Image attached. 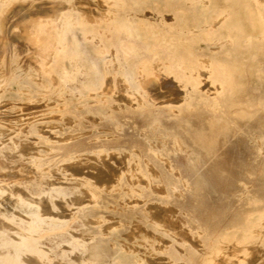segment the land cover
Returning a JSON list of instances; mask_svg holds the SVG:
<instances>
[{"label":"rangeland","instance_id":"obj_1","mask_svg":"<svg viewBox=\"0 0 264 264\" xmlns=\"http://www.w3.org/2000/svg\"><path fill=\"white\" fill-rule=\"evenodd\" d=\"M41 1H42V3H41ZM0 2H1L0 3V29H1L0 30V37L3 36L2 40H3V42L5 41L4 42L5 44H3L2 40H0V45H1V47H0V50H1L0 51V55H1L0 56V63H1L0 66H3L7 72L6 76L4 78L0 77V100L2 98H7V99H11V100L13 98H15L12 101L15 104L12 103L11 105H9V107H7V106H6L7 108L4 107V110L2 112H0V114H1L0 116H2V115L8 116L10 118L9 120H11V121L8 120L9 122H7V123H9V125L2 122L1 126L3 129H5L4 130L5 131V139H10L12 137L18 136L19 139L23 140V141H20L18 143V149H20V150L17 152L18 156H17V160L15 163L17 166L20 165L21 163L23 165L28 164V163L19 161L20 158L30 156V154L33 153V151L37 152L38 149L40 150L41 147H43V145L44 146L52 145V143H46V142H40V143L28 142L27 139H28L29 135H26L25 129L29 130V132L36 133L38 135H40L42 133L41 137L45 136L48 138L50 137V139H55L57 141V143H55V145H53V146H57L58 148H60V146L62 145L59 139H61L63 137L64 138L72 137L71 140L74 139L73 141H75V142L72 141L73 143H71L69 147L63 146V148H61L58 151L59 152L57 154L58 156L57 155L56 156H57V158L60 159L62 157V155L64 156L65 153H67V151L70 148H72V146H73L78 151L83 150L82 152H86V153L88 152L90 154V157H92V158L88 157V159L87 158L84 159L85 161L84 160H77V161H73V162L64 161L65 165L67 167H68V165H70L69 168H73L75 170V171L72 170V172L70 171L69 172L70 175H66V177L70 178L67 181L68 182V186H67L68 192L72 195V197L76 196L75 198H77V199H75V198L74 199L77 200V202H82V201L89 200L88 199L89 193L83 187L79 188V186H77V183H75L76 180H74V179H76V177L79 178L81 176V175L76 174L77 170L78 171L80 170V172H82V173L88 171L87 173H89L91 176H93V180H96V179L98 180V178H101V180L99 179V181L107 182V181L112 180V177H114V176L116 178V175L113 174L116 171L121 170L125 167L129 168V167H131V165H133V161L128 162L127 159H125L122 155H120V157L116 156V158L113 157V155L112 156L110 155V158H112V159H110L109 157L102 156V155H101L102 157H100V158L96 157L95 153H93V152H95V150H93V149H98V148L101 149L102 147H107V146L112 147L114 145L113 147H115V146L120 147L121 146L120 148L122 149V151L123 152L125 151L124 153H126V151H127L126 148L129 149L130 147L131 148L136 147L137 150L139 149V151H141L143 153V161L144 162L147 161L150 163V161H152L153 167L151 165V168L154 170V168L156 167V169L158 168L159 170H162V171L166 168V165H164L163 160H161L159 157H157L155 155V153L161 154V155H163L165 153L163 155V157L168 154L169 156L167 155L168 157L166 156L165 158H170L174 162L176 167H178V168L182 167V168H180L181 171L183 172L184 176L187 179H189L191 182H193L195 180V178L198 175L197 173L201 172V173H199V175L196 179H199V181L201 183H204L205 191H207L205 194V198H200V196H199L198 201L195 202L194 201L195 194L193 192L187 190L181 182L177 181L175 178H172L171 175L165 173L164 174V182L161 184H153L152 188L147 190V192L149 191V193L147 194V192H146V196L148 197V195H149L150 200L151 201L153 200L152 202H155L153 198L156 199V202H160L159 199H161V198H162L161 201H164L165 199L167 200V201L166 200L165 201L169 205V207H166V208H169L168 210H166V208H165V210H161L160 209L161 207H159V206L156 208L150 209V213H154V211H155V213H154L155 219L158 221H154V222L151 220L147 221L146 219H148V217H147V214L145 213L142 205H140L138 207V209L140 211L137 209V210H134L135 212H133V210L132 211L129 209L127 210L125 208H123L125 210H122L123 206L121 204L116 209L107 208L108 210L107 209L105 210V212H104L105 216L104 217L105 218L107 217V218L103 222L104 224L101 225L102 230L105 229L104 232L110 231L113 223L118 222V216H120V215L122 216V214H123L122 217L127 219V221L129 220L130 222L128 221L125 224V226H123L124 228L121 227L119 229V230H121V231H119L120 234L118 231L115 233L116 237H117V241L119 242V244L123 243L122 245L129 246L132 243V241H130V240L133 239L135 234H138V228H136V227H139L137 224L140 221L141 223H144L145 225L147 224L146 226L147 227L149 226L148 228H150L154 233H157V235L160 238L163 237L162 239H164L165 241L168 238L171 239L169 241L167 240L169 243H168V246L165 249V251H156L155 256L157 258L156 257L151 258L152 262L156 260L155 261L156 263L153 262V264L154 263L155 264H160V263L165 264V262L167 261V260L164 261L165 256L171 257L172 260L177 264H180V263L203 264L205 262V260L208 259L204 255L203 246L202 247L199 246V239L198 238H197L198 240L191 239L192 237H191V234L188 230V227H184V224H180L181 222H180V219L178 217L179 215L182 214V212H183L182 210H185V211L189 210V211L194 212L196 214V216L202 222V225H203L202 229L204 232H203L201 238L205 242L207 247L212 249L213 253H212L210 259L213 260V263L215 262L214 264H216V263L220 264V262H221V264H231V263L232 264H249L247 259L250 258L249 259L250 261H252V260L254 261L255 259H252V258H254L255 255H256L257 259L259 258V256H261V257L258 260L256 259L255 260L256 262L255 261L254 262L249 261L250 264H253V263L254 264H264V260H263L264 259V249H263L264 248V224H261V221L264 220V146H261V144L264 145V122H263V125H261L260 124L261 121L259 122V120L253 119V122L251 125L252 127H248V129L250 131H252L254 134L252 136H249L248 138L246 136H238L237 137V142H240L243 144V145H241L243 150H245V147L247 148V152L242 154V158H241L240 163H242L243 166L240 168H235L232 166V157H231V153L229 152V149H231L232 146L230 147V141H229V137L227 135H222V146L225 148V151H223V154L221 151L220 152L221 155L219 154L220 155L219 157L218 156H214L215 158L208 157L207 154H205V152L204 153L200 152V154H199L198 151H196V149L194 147L196 145L191 141V139L189 140L190 136L188 138V136L182 130L183 129L182 127L186 128V129H188L190 127H194V126H195V128H200V127L202 128L204 125H206V126H208V128H211L213 126H209V123L211 124V123H215L217 121V120L213 119V112L214 113H217V112L220 113L221 111H226V112L230 111L231 108L233 107V103L229 100V97L227 96V94H221V92H219V90L217 91L215 89L208 88L206 86L207 84L204 85V83L201 81L200 74L198 75V73L192 72L187 77L186 73L180 71L179 69L182 66H184V64H183L184 58L183 57L164 55L163 52L165 50L163 48L162 51L158 50V52H159L158 55L151 57V58L155 59L154 63H148V62L142 63V61L144 59H146V57L141 56V59H140L139 56L135 57V56H128V55H124V56H122V55H118V56L117 55H109L108 57H106V60L108 62L106 63V65H102V66H100L99 64L91 63V62H86L84 59V56H72V57L68 56L64 60L65 63H63L60 60V56L62 55L63 51H65V50L71 51L72 50V42L70 40L68 41V38L72 37V12H71L72 11V0H0ZM20 3H22V4H20ZM60 3H62V4H60ZM35 4H37V5H35ZM39 4H42V5H39ZM43 4H44V6H43ZM38 6H40V7H38ZM43 7L44 8L46 7V8L44 9ZM47 9H49V10H47ZM33 10L36 13L35 12L33 13ZM20 14H21V16H20ZM23 14H24V16H23ZM36 14H38L39 16ZM28 16H29V18H28ZM8 17L10 20L8 19ZM27 18L29 19V20H27L28 23L25 20ZM8 20H9V23H6V21L8 22ZM21 21L23 24L25 23L26 25L23 26L21 24ZM1 22H2V24H1ZM13 22H16V23L18 22V25H20V26H15L16 23H13ZM64 22H66V23H64ZM38 23L41 26H37ZM61 23H64L65 27H66L63 34H61V32H60ZM21 25H22V27H21ZM4 26H5V29L3 28ZM19 27L22 28L21 31H20ZM25 27L27 29H25ZM8 29L10 30L11 33L13 31V33H15V34H10V36H9L10 32H8ZM1 31L5 35H3L1 33ZM22 31H24V32H22ZM16 33H17V35H16ZM19 33L20 34L22 33V35H26L27 37L26 36L24 37L26 39L25 40H24V38L22 39V37H23L22 35H20V37H19L20 39H18ZM8 37H9V39H8ZM4 38H6V39H4ZM21 39H22V41H20ZM7 40H9L8 41L9 43L7 44V46H5ZM13 40H15L16 43L13 42ZM23 41H26V42H23ZM57 42H58V44H57ZM22 43L23 44L25 43L24 46ZM26 45H27V47H26ZM17 46H19V49ZM29 46L32 48H29ZM7 47H9V48H7ZM25 47H26V49H25ZM4 50L8 53H6ZM20 50L22 51V54H20L21 53ZM23 50H24V53H23ZM35 51L37 53H35ZM13 52H16V53H13ZM51 52H52V54H51ZM7 54H8V56H7ZM30 54H31V56H30ZM25 56H27V58H25ZM131 57H133V58H131ZM138 58L141 60V66H143L142 73H139L138 72L139 70H136L137 65H136V63L133 62V61H135V59H138ZM129 59H130V61H129ZM4 60H5V62H4ZM31 61H32V63H31ZM144 61H146V60H144ZM168 61L170 63H168ZM26 62H28V63H26ZM35 62H36V65H35ZM5 63H6V65H5ZM24 63H26L27 65L26 64L24 65ZM132 63H134L135 66ZM71 64H72V67L78 69V72H77L76 77L72 78L71 80H68V79L63 77V74H62L63 73V66L66 65L69 68V67H71L70 66ZM119 64H121L122 66ZM164 68H166V71H164ZM101 69H102V71H101ZM112 69H114V70H112ZM160 74L161 75L165 74V76H174L175 81L178 82L179 84H181V82H183V81L188 82L189 85L192 86V88L190 89L189 102L187 101L188 99H186V100L184 99L181 102L179 101L178 104L177 103L176 104L171 103L170 101H172L175 98L178 99V96L172 95V97H170V93L168 94L169 90L171 89L170 86L166 87V85H165L164 88L158 89L160 91L154 90V92H157V94L153 92V89L149 90L150 85L152 83H154V81H158L161 78ZM118 76H119V78H122V79H119ZM204 79H207V78H204ZM118 80H122V81L119 82ZM208 80H212V77L209 76ZM105 81H107V82H105ZM108 82H109V84H108ZM201 84H203V85H201ZM123 85H125V86H123ZM199 85L204 86V88L203 87L200 88L202 92L200 91V89H198ZM165 88H167L166 90L168 92H166ZM209 90L212 93L209 92ZM254 90L257 91L260 89H254ZM262 90L264 92V89H262ZM120 91H122V92H120ZM206 91H208V92H206ZM162 92H164V94ZM165 92L168 94V95L167 94L166 95L169 96L172 100H170L169 97H166ZM89 93H90V95H89ZM98 93H100V94H98ZM117 93H119V94H117ZM120 93H121V95H120ZM160 93L162 95H165V97L161 98L162 95ZM203 93H205V94H203ZM6 94H7V97H6ZM153 94L158 95V97H160V98L157 99L158 97L156 95H155V97L152 96ZM194 94H196V95L193 96ZM212 94H213V96H212ZM119 95L123 96V98L125 97L124 100H123V98L121 99V97H119ZM209 96H210V98H208ZM29 97H31V98H29ZM86 97H88V98H86ZM138 97H139V99H138ZM152 97H154V98L152 99ZM87 100H89V101H87ZM125 100H126V102H128L127 104H126ZM158 100H160L161 102H159ZM167 100H170V101H167ZM29 101H31V102H29ZM90 101H92V102H90ZM78 102L80 103V105ZM26 103L31 104V105H28V108H27ZM36 103H38L39 106ZM40 103L42 104V106H40L41 105ZM52 103H54V104H52ZM66 103H68V104H66ZM77 103H78V105H77ZM111 103H113V104H111ZM195 103H197V104H195ZM74 104H76V105H74ZM200 104H202V105H200ZM140 105L141 106L143 105V107H140ZM196 105H197V107H196ZM199 105L202 108H200ZM24 106L28 110H25L26 108ZM29 106H30V108H29ZM71 106H72V108H70ZM111 106H113L114 108ZM115 106L118 108L117 110L115 109L116 108ZM171 106H173V107H171ZM36 107H39V108H36ZM98 107H100V108H98ZM128 107H129V109H128ZM156 107H158V108H156ZM164 107H167V108H164ZM226 107H228V108H226ZM85 108H87V109H85ZM103 108L104 109L106 108V109L104 110ZM136 108H137V110H136ZM149 108H151V109H149ZM173 108H174V110H173ZM196 108L197 109L200 108V109H198L199 111ZM125 109H127V110H125ZM143 109H144V112H143ZM146 109L148 110V112ZM64 110L65 111L67 110V112L65 113ZM157 110L159 111V113ZM167 110H169V111H167ZM249 110L252 111L253 114L260 115V111L264 113V104H256V103L250 104ZM174 111H176V112H174ZM177 111L178 112L180 111V112L178 113ZM4 112H6L7 115ZM11 112H13V113H11ZM34 112H37V113L35 114ZM85 112H86V114H85ZM170 112H173V113H170ZM189 112L190 113L193 112L194 114L192 113V115H191ZM185 113H187V114H185ZM27 114H28V116H27ZM59 114H61L60 118L57 117V116H59ZM19 115L22 116V118H24V119L26 117V119L25 120L23 119V121L18 120ZM37 115H38V117H36ZM173 115H176V117L173 118ZM262 115H264V114H262ZM67 116H69V117H67ZM30 117H32V118L29 119ZM126 117H129V118H126ZM196 117H200V119H196ZM65 118H67V120ZM122 118L124 120H122ZM187 118H188V120H187ZM79 119H81V120H79ZM155 119H156V122H155ZM77 120L80 122L79 124H77L78 123ZM87 120H88V122H87ZM112 120H114V121H112ZM118 120H119V122L122 121L121 122L122 124L117 123ZM126 120H127V122H126ZM111 121H112V123H111ZM185 121H190L192 126H189ZM50 122L55 123V125L53 123H50ZM61 122L66 124V125L62 124ZM148 122H150V124ZM162 122H163V124H162ZM166 122H168L169 124ZM123 123H124V125H123ZM127 123H129V124L127 125ZM171 123H173V124H171ZM24 124H25V126H27V125H29V126L25 127ZM41 124H44V125L49 124L50 126H52V124H53L54 127L52 126V127L48 128L47 126H43V128H42ZM56 124H57V126H56ZM98 125H100L101 127ZM132 125H133V127H132ZM170 125L173 128H171ZM174 125H175V127H174ZM31 126H33L32 128H34V129H32ZM45 127H47V128L45 129ZM99 127L101 129H99ZM106 127H108V128L106 129ZM28 128H30V129H28ZM67 128H69V129H67ZM135 128H136V130H135ZM23 129H24V131H23ZM17 131H20V132H18V135H17ZM57 131H58V135L56 134ZM75 131H77V132H75ZM117 131H119V132H117ZM45 132H46V134H45ZM73 132H75V133H73ZM255 132L258 134H256ZM59 133L63 134V135H60ZM64 133H68V134L64 135ZM76 133L79 136L76 135ZM104 133H105V135H103ZM110 133H112V134H110ZM71 134H72V136H71ZM173 134H174V136H173ZM11 135H13V136L11 137ZM19 135H21V136H19ZM53 135L55 136V138H52ZM66 135H67V137H66ZM132 135H134V136H132ZM145 135H148V136H145ZM59 136H61V137H59ZM74 136H76V137H74ZM96 136H97V139H96ZM136 136H137V138H135ZM22 138H24V139H22ZM90 138L91 139L93 138V139L90 140ZM105 138H108V139H105ZM182 138H183V140H182ZM101 139H103V140H101ZM184 139L186 141H184ZM89 140H90V142H89ZM58 141H59V143H58ZM165 141H166V143H165ZM191 142L193 145L189 144ZM245 142L247 144H249L250 146L249 147L244 146ZM144 143H145V145H144ZM22 144H23V146H21ZM29 144H30L31 148H30ZM168 145H169V147H168ZM190 145L192 146V148ZM150 146H151V148H150ZM261 147L263 148V151H262ZM5 149H7V145H5ZM28 150H29V152H28ZM149 150H150V152H149ZM157 150H160V151H157ZM164 150H165V152H164ZM91 151H92V153H91ZM192 151H193V153H192ZM261 152H262V154H261ZM179 154H180V157L177 156ZM203 154L205 156H203ZM20 155H22V156H20ZM170 155H171V157H170ZM195 155H197V156H195ZM94 156H95V158H94ZM121 156H122V158H124L126 160V162L124 159L121 158ZM144 156H146V157H144ZM193 156H194V158H193ZM201 156H202V158L203 157H205V158L202 159ZM178 157H179V159H178ZM184 157H185V159H184ZM220 157H221V159L223 158L222 163L220 162L221 160H219ZM245 157L248 158L246 163L244 161ZM108 158H109V160H108ZM103 159H105V160H103ZM146 159H148V160H146ZM207 159H209V160H207ZM106 160L108 162H106ZM186 160H187V162H186ZM191 160H192V162H191ZM218 160H219V162H218ZM79 161L82 163H80ZM215 161H217V162H215ZM18 162H20V163H18ZM93 162L95 165L93 164ZM96 162L98 164L97 167H96ZM103 162L107 163L108 165H106ZM111 163L116 165L118 170ZM126 163H129V165H127ZM187 163H189L190 165ZM206 163H207V165H206ZM214 163H216L217 165L222 164L223 166L222 165L216 166V164H214ZM86 164H87V166H86ZM124 164H126V165H124ZM201 164H203L202 166H206V167H201ZM120 165L122 166V168L120 167ZM113 166H114V169H113ZM191 166H193V167H191ZM210 166H215L216 171H215L214 167L210 168ZM80 167H81V169H80ZM217 167H218V169H217ZM101 168H102V170H101ZM105 168L106 169L108 168V169H107V172L105 170V173H104L103 170ZM204 168H206V169L208 168L207 171H205ZM220 168L221 169L225 168L226 170H224V171L228 172L227 175L225 173H223L224 172L223 170L221 172ZM111 169L113 171L115 169L116 170H115V172L112 171L113 173L111 174V171H108ZM209 169H210V171H209ZM16 170H17V168H16ZM16 170H13V173H15ZM196 170H198V171H196ZM217 170H219V171H217ZM92 171H93V173H92ZM212 171H213V173H212ZM106 173H110L112 175V177H111V175L106 174ZM59 174H61V173H58V175ZM75 174L78 176H76ZM105 174L107 176H105ZM213 174H215V176H212ZM71 175H75L76 177L73 176L74 179H72ZM195 175H196V177H195ZM60 176H62V175H60ZM200 177L201 178L203 177V178L201 179ZM215 177H217V181H216ZM115 178H113V180ZM205 179L208 182L205 181ZM211 179H213V180L209 181ZM218 179L220 181H218ZM214 181H216V184ZM243 181H244V183H242ZM245 181H247V182L245 183ZM252 181H253V184H251ZM209 182H212V183H210L211 186L209 185ZM220 182H222V183H220ZM206 184H208V185H206ZM218 184L220 185V187L217 186ZM164 185L165 186L168 185V186L165 187ZM213 186H214L215 190H214ZM222 186H224V187H222ZM251 186L254 188H252ZM74 187H75V189H74ZM154 187H156V188H154ZM158 187H160V188H158ZM216 187H218L220 190L218 188L216 189ZM165 188L167 189V191L165 190ZM71 189H72V192H71ZM153 189H154V191H153ZM181 190L183 191V193ZM159 191H161L162 194ZM174 191H177V192H174ZM178 191L181 193H179ZM240 191H243V192H240ZM245 191L246 192L249 191V193L248 192L246 193ZM170 192H171V194H170ZM216 192H218V193H216ZM250 192H252V193H250ZM76 194L77 195L80 194V195H78L79 198ZM159 194H161V195H159ZM209 194L211 195V197ZM222 195H224V196H222ZM244 195L246 196V198ZM111 197H112L111 195L107 196L106 200H105L107 203L106 205H109L110 207H112L113 204L114 205L116 204L114 197L113 198H111ZM249 198L251 199V201ZM110 199H111V202L108 203V201ZM243 200H245V201H243ZM246 200H247V202H246ZM174 203H175V206H173ZM240 204H241V206H240ZM170 208L173 209L174 211L171 210ZM176 208H178L181 213H178L177 211H175ZM244 208H246V210ZM247 209H249V211ZM110 210H112V211H110ZM125 211H126V213H125ZM143 211H144V213H143ZM170 211L172 212L171 213L172 216L170 215ZM121 212H122V214H121ZM111 213H112V216H111ZM94 214L97 215L96 211L92 210L90 213L91 218L89 220V222H91L90 223L91 226H93L92 222H94L93 217L96 216ZM114 214H115V216H113ZM238 214H241V215H238ZM136 215H138V216H136ZM160 215H162L163 220H162V217ZM237 215H238V217H237ZM125 216L128 218H126ZM142 216H144V218H142ZM110 218H112V219H110ZM132 218H133V220H132ZM91 219H92V221H91ZM111 220L115 221V222H112ZM229 220H230V222H229ZM107 221H109V222H107ZM142 221H144V222H142ZM110 222H111V224H110ZM168 222H171V223L173 222V223L171 224ZM174 222H176V223L174 224ZM181 227L183 230L185 228L186 229L183 231L181 229ZM164 229H168V230H164ZM175 230L176 231L178 230V231L176 232ZM262 230H263V232H262ZM130 231H132V232H130ZM173 231H175V232H173ZM174 233H176V234H174ZM182 233H184V234H182ZM212 233H213V235H212ZM178 235H180V236H178ZM183 235H185V236H183ZM187 235H188V237H187ZM175 236L176 237L177 236L182 237V239L176 238ZM212 236H213V238H211ZM125 240H128V241H125ZM196 242H198V244ZM126 243H128V245ZM175 243H177V244H175ZM106 244H107L106 245V251L109 254H107L105 256V259H106V261L107 260L111 261L112 258L114 256H116L119 252L114 248L112 249L108 239L106 240ZM174 244L176 245L177 249H176ZM233 244H234V246H233ZM177 245H179L180 247ZM188 246H190L192 249L190 247L188 248ZM256 246H258V248H260L261 250L263 249V250L261 251ZM199 247L202 249V251ZM252 247H253V249H252ZM254 247H256V248H254ZM197 248H198V250H197ZM171 249H173V250H171ZM257 249H258V251H256ZM218 250H220L221 253H218L217 252ZM253 250H255V252H253ZM233 251H234V253H233ZM170 252H171V254H170ZM256 252L258 253L259 256L257 255ZM186 253H188V254H186ZM228 253L231 255H229ZM201 254H202V257H201ZM260 254H262V255H260ZM251 256H253V257H251ZM109 257H111V258H109ZM159 257L160 258L162 257V259H160ZM218 259H220V260H218Z\"/></svg>","mask_w":264,"mask_h":264},{"label":"bare ground","instance_id":"obj_2","mask_svg":"<svg viewBox=\"0 0 264 264\" xmlns=\"http://www.w3.org/2000/svg\"><path fill=\"white\" fill-rule=\"evenodd\" d=\"M91 1V0H90ZM99 1V0H98ZM216 1V0H215ZM6 2V1H5ZM38 2V1H37ZM47 2V1H46ZM74 2V1H73ZM147 2V1H146ZM149 2V1H148ZM214 2V1H213ZM218 2V1H216ZM221 2V1H219ZM1 3V2H0ZM4 3V2H3ZM42 3V1H41ZM76 3V2H75ZM82 3V2H81ZM137 3V2H136ZM234 3V2H233ZM22 4V3H20ZM26 4V3H25ZM24 4V5H25ZM46 4V3H45ZM48 4V3H47ZM50 4V3H49ZM62 4V3H60ZM73 4V3H72ZM88 4V3H87ZM99 4V3H98ZM221 4V3H220ZM17 5V4H16ZM29 5V4H28ZM37 5V4H35ZM39 5H42V4H39ZM81 5V4H80ZM103 5V4H102ZM139 5V4H138ZM227 5V4H226ZM3 6V5H2ZM19 6V5H18ZM44 6V4H43ZM46 6V5H45ZM74 6V5H73ZM91 6V5H90ZM100 6V5H99ZM129 6V5H128ZM141 6V5H140ZM146 6V5H145ZM181 6V5H180ZM233 6V5H232ZM17 7V6H16ZM25 7V6H24ZM40 7V6H38ZM93 7V6H92ZM101 7V6H100ZM135 8V6H133ZM158 7V6H157ZM219 7V6H218ZM13 8V7H12ZM44 8V7H43ZM46 8V7H45ZM44 8V9H45ZM49 8V7H48ZM66 8V7H65ZM140 8V7H139ZM144 8V7H143ZM26 9V8H25ZM40 9V8H39ZM120 9V8H119ZM37 10V9H36ZM42 10V9H41ZM40 10V11H41ZM49 10V9H47ZM62 10V9H61ZM142 10V9H141ZM156 10V9H154ZM205 10V9H204ZM25 11V10H24ZM27 11V10H26ZM38 11V10H37ZM52 11V10H51ZM104 11V10H103ZM136 11V10H135ZM237 11V9L235 10ZM3 12V11H2ZM19 12V11H18ZM35 11L33 10V13ZM44 12V11H43ZM72 12V11H71ZM21 13V12H20ZM23 13V12H22ZM36 13V12H35ZM50 13V12H49ZM48 13V14H49ZM77 13V12H76ZM91 13V12H90ZM6 14V13H5ZM44 14V13H43ZM47 14V15H48ZM102 14V13H101ZM234 14V13H233ZM13 15V14H12ZM11 15V16H12ZM16 15V14H15ZM18 15V14H17ZM32 15V14H31ZM38 15V14H36ZM85 15V14H84ZM88 15V14H87ZM91 15V14H90ZM94 15V14H93ZM215 15V14H214ZM10 16V17H11ZM21 16V14H20ZM24 16V14H23ZM33 16V15H32ZM39 16V15H38ZM41 16V15H40ZM96 16V15H94ZM105 16V14H104ZM127 16V15H126ZM143 16V15H142ZM19 17V16H18ZM86 17V16H85ZM90 17V16H89ZM128 17V16H127ZM167 17V16H166ZM2 18V17H1ZM25 18V17H24ZM29 18V16H28ZM25 19L26 22L28 23L27 20L29 19ZM43 18V17H42ZM48 18V17H47ZM97 18V17H96ZM101 18V17H100ZM169 18V16H168ZM167 18V19H168ZM173 18V17H172ZM188 18H191V17H188ZM194 18V17H193ZM9 19V17H8ZM12 19V18H11ZM17 19V18H16ZM33 19V18H32ZM91 19V17H90ZM93 19V18H92ZM130 19V18H129ZM186 19V18H185ZM10 20V19H9ZM9 20L8 22L6 21V23H9ZM35 20V19H34ZM133 20V19H132ZM151 20V19H150ZM154 20V19H153ZM183 20V19H182ZM198 20V18L196 19ZM13 21V20H12ZM23 21V20H22ZM21 21V24L23 26H25L26 24L22 23ZM49 21V20H48ZM54 21V20H53ZM65 21V20H64ZM93 21V20H92ZM168 21V20H167ZM193 21V19H192ZM191 21V22H192ZM136 22V21H135ZM149 22V21H148ZM163 22V21H162ZM174 22V21H173ZM176 22V21H175ZM186 22V21H184ZM13 23H16V22H13ZM66 23V22H64ZM64 23H61V34L64 33V30H65V24ZM2 24V22H1ZM17 24V25H16ZM15 24V26H20L18 25V22ZM134 24V23H133ZM136 24V23H135ZM171 24V23H170ZM179 24V23H178ZM177 24V25H178ZM191 24V23H190ZM209 24V23H208ZM21 25V27H22ZM47 25V24H46ZM59 25V24H58ZM75 25V24H74ZM147 25V24H146ZM165 25V24H164ZM188 25H189V22H188ZM187 25V26H188ZM192 25V24H191ZM203 25V24H202ZM3 26V25H2ZM37 26H41L39 23L37 24ZM128 26V25H127ZM140 26V25H139ZM60 27V26H59ZM130 27V26H129ZM132 27V26H131ZM137 27V26H136ZM149 27V26H148ZM161 27V26H160ZM173 28H175L174 26H172ZM191 27V26H190ZM207 27V26H206ZM2 28V27H1ZM5 29V26L3 27ZM8 28V27H7ZM24 28V27H23ZM29 28V27H28ZM128 28V27H127ZM187 28V27H186ZM20 31L22 28H20ZM25 29H27L25 27ZM36 29V28H35ZM59 29V28H58ZM126 29V27H125ZM152 29V28H151ZM176 29V28H175ZM185 29V28H184ZM189 29V28H188ZM245 29V28H243ZM1 30V29H0ZM7 30V29H6ZM24 30V29H23ZM37 30V29H36ZM129 30V29H128ZM136 30V29H135ZM138 30V28H137ZM162 30V29H160ZM26 31V30H25ZM38 31V30H37ZM133 31V30H132ZM221 31V30H220ZM223 31V30H222ZM4 32V31H3ZM8 32H10V30L8 29ZM24 32V31H22ZM27 32V31H26ZM42 32V31H41ZM215 32V31H214ZM250 32V31H249ZM2 33V31H1ZM125 33V32H124ZM130 33V32H129ZM141 33V32H140ZM205 33V32H204ZM222 33V32H221ZM247 33V32H246ZM3 34V33H2ZM10 34H15L10 32L9 33V36ZM139 34V33H138ZM220 34V33H219ZM218 34V35H219ZM257 34V33H256ZM5 35V34H3ZM17 35V33H16ZM20 35H22V33L18 35V39H20ZM197 35V34H196ZM204 35V34H203ZM8 36V35H7ZM22 39L26 36V35H22ZM81 36V35H80ZM131 36V35H130ZM153 36V35H152ZM156 36V35H155ZM191 36V35H190ZM198 36V35H197ZM5 37V36H4ZM27 37V36H26ZM36 37V36H35ZM175 37V36H174ZM178 37V36H177ZM244 37V36H243ZM3 36L0 37V40H2ZM76 38V37H75ZM80 38V37H79ZM87 38V37H86ZM141 38V37H140ZM259 38V37H258ZM6 39V38H4ZM9 39V37H8ZM22 39L20 41H22ZM26 38H24L25 40ZM81 39V38H80ZM89 39V38H88ZM125 39V38H124ZM204 39V38H203ZM17 40V39H16ZM120 40V39H119ZM133 40V39H131ZM130 40V41H131ZM136 41L138 39H135ZM133 40V42L135 41ZM200 40V39H199ZM9 40H7L6 42V45L9 43L8 42ZM11 41V40H10ZM5 42V41H4ZM2 40V43L5 44ZM12 42V41H11ZM13 42H15V40H13ZM23 42H26V41H23ZM120 42V41H119ZM138 42V41H137ZM153 42V41H152ZM161 42V41H160ZM16 43V42H15ZM118 43V42H117ZM135 43V42H134ZM190 43V42H189ZM198 43V42H197ZM220 43V42H219ZM2 44V45H3ZM23 44V43H22ZM25 44V43H24ZM23 44V46H24ZM27 44V43H26ZM58 44V42H57ZM136 44V43H135ZM134 44V45H135ZM139 44V43H138ZM231 44V43H230ZM21 45V44H20ZM19 45V46H20ZM28 45V44H27ZM26 45V47H27ZM55 45V44H54ZM171 45V44H170ZM178 45V44H177ZM204 45V44H203ZM218 45V43L216 44ZM9 46V45H8ZM19 46L18 49H19ZM96 46V45H95ZM139 46V45H138ZM159 46V44H158ZM186 46V45H185ZM1 47V45H0ZM10 47V46H9ZM7 47V48H9ZM25 47V49H26ZM60 47V46H59ZM149 47V46H148ZM178 47V46H177ZM189 47V46H188ZM197 47V46H196ZM202 47V45H201ZM204 48L206 47L205 45L203 46ZM239 47V46H237ZM236 47V49H238ZM5 48V47H4ZM29 48H32L29 46ZM94 48V47H93ZM97 48V47H95ZM118 48H119V45H118ZM173 48V47H172ZM2 49V48H1ZM21 49V48H20ZM86 49V48H85ZM138 49V48H137ZM157 49V47H156ZM163 49V48H162ZM176 49V48H175ZM6 50V49H5ZM4 50V51H5ZM52 50V49H51ZM173 50V49H172ZM193 50V49H192ZM1 51V50H0ZM8 51V50H7ZM18 51V50H17ZM16 51V52H17ZM21 51V50H20ZM119 51V50H118ZM121 51V50H120ZM139 51V50H138ZM141 51V50H140ZM162 51V50H161ZM169 51V50H168ZM6 52V51H5ZM16 52H13V53H16ZM72 50L69 51V50H65L63 51L62 55L60 56V60L64 62V60L66 59V57L68 56H75L74 53L72 54ZM148 52V51H147ZM237 52V51H236ZM8 53V52H6ZM23 53H24V50H23ZM35 53H37L35 51ZM90 53V52H89ZM88 53V54H89ZM102 53V52H101ZM139 53V52H138ZM205 53V52H204ZM2 54V53H1ZM22 54V51L21 53ZM52 54V52H51ZM122 54V52L120 53ZM142 54H143V51H142ZM168 54V53H167ZM202 54V53H201ZM91 55V54H90ZM140 55V54H139ZM172 55V54H171ZM238 55V54H236ZM1 56V55H0ZM5 56V55H4ZM8 56V54H7ZM31 56V54H30ZM93 57V56H92ZM97 57V56H96ZM25 58H27V56H25ZM51 58V57H50ZM59 58V57H58ZM133 58V57H131ZM188 58V57H187ZM33 59V58H32ZM98 59V58H97ZM139 59V58H138ZM238 59V58H237ZM242 59V58H241ZM263 59V58H262ZM27 60V59H26ZM30 60V59H29ZM28 60V61H29ZM134 60V59H133ZM189 60V59H188ZM200 60V59H199ZM240 60V59H239ZM130 61V59H129ZM138 61V60H137ZM5 62V60H4ZM3 62V63H4ZM45 62V61H44ZM51 62V61H50ZM238 62V61H237ZM245 62V60H244ZM263 62V61H262ZM28 63V62H26ZM24 63V65L26 64ZM32 63V61H31ZM158 63V62H157ZM156 63V64H157ZM206 63V62H205ZM228 63V62H227ZM250 63V62H249ZM1 64V63H0ZM8 64V63H7ZM134 64V63H132ZM159 64V63H158ZM208 64V63H207ZM244 64V63H242ZM6 65V63H5ZM27 65V64H26ZM33 65V64H32ZM35 65H36V62H35ZM46 65V64H45ZM115 65V64H114ZM121 65V64H119ZM154 65V64H153ZM180 65V64H179ZM71 67H67L66 65L63 66V77L68 79V80H71L72 78L76 77L77 75V72H78V69L72 67V64L70 65ZM89 66V65H88ZM109 66V65H108ZM116 66V65H115ZM122 66V65H121ZM135 66V65H134ZM258 66V65H257ZM256 66V67H257ZM25 67V66H24ZM27 67V66H26ZM45 67V66H44ZM85 67V66H84ZM256 67H253L254 70L256 69ZM52 68V67H51ZM115 68V67H114ZM155 68V67H154ZM7 69V68H6ZM54 69V68H53ZM242 69V68H241ZM246 69V68H245ZM249 68H247L248 70ZM8 70V69H7ZM56 70V69H55ZM114 70V69H112ZM121 70V69H120ZM132 70V69H131ZM201 70V69H200ZM253 70V72H254ZM135 71V70H134ZM207 71V69H206ZM231 71V70H230ZM237 71H240V70H237ZM256 71V70H255ZM120 72V71H119ZM123 72V71H122ZM200 72V71H199ZM251 76V72L248 71ZM6 70L4 69L3 66H0V77L4 78L6 76ZM55 73V72H54ZM187 73V72H186ZM206 73V72H204ZM241 73V72H240ZM244 73V72H243ZM61 74V73H60ZM134 74V73H133ZM229 74V73H228ZM121 75V74H120ZM119 75V76H120ZM161 75V74H160ZM200 75H201V72H200ZM243 75V74H242ZM247 75V76H248ZM118 76V78H119ZM206 76V75H205ZM231 76V75H230ZM245 76V75H244ZM160 78V77H159ZM61 79V78H60ZM107 79V78H106ZM119 79H122V78H119ZM2 80V79H1ZM36 80V79H35ZM54 80V79H53ZM39 81V80H38ZM119 82L122 81V80H118ZM141 81V80H140ZM202 81V80H201ZM253 81V80H252ZM107 82V81H105ZM118 82V83H119ZM153 82V81H152ZM54 83V82H53ZM147 83V82H146ZM145 83V84H146ZM234 83V82H233ZM252 83V82H251ZM255 83V82H254ZM107 84V83H106ZM109 84V82H108ZM124 84V83H123ZM151 84V83H150ZM208 84V83H206ZM229 84V83H228ZM250 84V83H249ZM66 85V84H65ZM64 85V86H65ZM119 85V84H118ZM166 85V87L170 86L171 89L169 90V92L166 90L167 88H165L166 92H168V94L170 93V97L173 96H178V99L175 98V99H171L169 96H167L168 94L165 92V95L166 97H169L170 100H167V101H170L171 103H177L184 99H186V90L183 89L182 85L179 84L178 82L172 80V77H166L165 74L161 75V78L158 80V81H154V83H152L150 85V88L149 90H152L153 89V92L154 90L156 91H160L158 89L160 88H164ZM202 85V84H201ZM205 85V84H204ZM227 85V84H226ZM17 86V85H16ZM122 86V85H121ZM125 86V85H123ZM142 86V85H141ZM149 86V85H148ZM207 86V85H206ZM209 86V85H208ZM207 86V87H208ZM230 86V85H229ZM254 86V85H253ZM112 87V86H111ZM202 87V86H201ZM216 87H218L216 85ZM251 87V86H250ZM264 87V86H263ZM16 88V87H15ZM67 88V87H66ZM105 88V87H104ZM103 88V89H104ZM144 88V87H143ZM147 88V89H148ZM204 88V86H203ZM202 88V89H203ZM210 88V86L208 87ZM219 88V87H218ZM200 89V88H198ZM212 89V88H211ZM229 89V88H228ZM58 90V89H57ZM56 90V91H57ZM148 90V91H149ZM218 91V89H216ZM7 91V90H6ZM147 91V90H146ZM171 91V92H170ZM201 91V89H200ZM199 91V92H200ZM214 91V90H213ZM4 92V91H3ZM90 92V91H89ZM99 92V91H98ZM106 92V91H105ZM122 92V91H120ZM197 92V91H196ZM202 92V91H201ZM204 92V91H203ZM208 92V91H206ZM209 92H211L209 90ZM239 92V91H238ZM148 93V92H147ZM157 94V92H154ZM159 93V92H158ZM164 94V92H162ZM212 93V92H211ZM210 93V94H211ZM63 94V93H62ZM69 94V93H68ZM67 94V95H68ZM100 94V93H98ZM109 94V93H108ZM119 94V93H117ZM145 94V93H144ZM152 94V93H151ZM155 94V95H156ZM161 94V93H160ZM205 94V93H203ZM202 94V95H203ZM42 95V94H41ZM87 95V94H86ZM90 95V93H89ZM93 95V94H92ZM97 95V94H96ZM121 95V93H120ZM121 99L123 98V96H120ZM155 95L153 94L152 96L155 97ZM162 95V94H161ZM160 95V96H161ZM165 95H162V97H165ZM196 94H194L193 96H195ZM11 96V95H10ZM28 96V95H27ZM30 96V95H29ZM45 96V95H44ZM47 96V95H46ZM65 96V95H64ZM135 96V95H134ZM158 97V95H156ZM180 96V97H179ZM205 96V95H204ZM213 96V94H212ZM211 96V97H212ZM215 96V95H214ZM6 97H7V94H6ZM66 97V96H65ZM117 97V96H116ZM118 97V98H119ZM152 97V99L154 98ZM156 97V98H157ZM206 97V96H205ZM31 98V97H29ZM35 98V97H34ZM33 98V99H34ZM42 98V97H41ZM52 98V97H51ZM88 98V97H86ZM103 98V97H102ZM106 98V97H105ZM108 98V97H107ZM125 98V97H124ZM123 98V100H124ZM160 97H158L157 99H159ZM174 98V97H173ZM210 98V96L208 97ZM258 98V97H257ZM15 99V98H13ZM13 99H7V98H2L0 100V112H2L4 110V107H9V105H11L13 102ZM17 99V98H16ZM26 99V98H25ZM36 99V98H35ZM79 99V98H78ZM120 99V98H119ZM127 99V98H126ZM139 99V97H138ZM217 99V98H216ZM27 100V99H26ZM76 100V99H75ZM74 100V101H75ZM218 100V99H217ZM40 101V100H39ZM89 101V100H87ZM93 101V100H92ZM90 101V102H92ZM120 101V100H119ZM159 102H161L160 100H158ZM235 101V100H234ZM25 102V101H24ZM31 102V101H29ZM109 102V101H108ZM111 102V101H110ZM126 102V100H125ZM130 102V101H129ZM139 102V101H138ZM193 102V101H192ZM196 102V101H195ZM208 102V101H207ZM206 102V103H207ZM221 102V101H220ZM219 102V103H220ZM236 102V101H235ZM240 102V101H239ZM55 103V102H54ZM52 103V104H54ZM70 103V102H69ZM72 103V102H71ZM79 103V102H78ZM77 103V105H78ZM128 102H126L127 104ZM140 103V102H139ZM170 103V104H171ZM194 103V102H193ZM204 103V102H203ZM212 103V102H211ZM214 103V102H213ZM223 103V102H222ZM15 104V103H13ZM24 104V103H23ZM27 104V108H28V105H31V104ZM25 104V105H26ZM38 105V103H36ZM35 104V105H36ZM41 104V103H40ZM64 104V103H63ZM68 104V103H66ZM113 104V103H111ZM115 104V103H114ZM120 104V103H119ZM130 104V103H129ZM141 104V103H140ZM197 104V103H195ZM205 104V103H204ZM208 104V103H207ZM50 105V104H49ZM76 105V104H74ZM80 105V103H79ZM88 105V104H87ZM118 105V104H117ZM202 105V104H200ZM199 105V107H200ZM227 105V104H226ZM230 105V104H229ZM235 105V104H234ZM39 106V105H38ZM42 106V104L40 105ZM114 106V105H113ZM111 106V107H113ZM191 106V105H190ZM195 106V105H194ZM228 106V105H227ZM238 106V105H237ZM243 106V105H242ZM240 106V107H242ZM6 107V108H7ZM23 107V106H22ZM25 107V106H24ZM32 107V106H31ZM61 107V106H60ZM91 107V106H90ZM95 107V106H94ZM105 107V106H104ZM116 107V106H115ZM121 107V106H120ZM127 107V106H126ZM140 107H143V105ZM173 107V106H171ZM177 107V106H176ZM188 107V106H187ZM197 107V105H196ZM207 107V106H206ZM218 107V106H217ZM229 107V106H228ZM226 107V108H228ZM11 108V107H10ZM26 108V107H25ZM25 109V110H28V109ZM30 108V106H29ZM36 108H39V107H36ZM72 108V106L70 107ZM100 108V107H98ZM108 108V107H107ZM114 108V107H113ZM122 108V107H121ZM135 108V107H134ZM158 108V107H156ZM164 108H167V107H164ZM175 108V107H174ZM173 108V110H174ZM183 108V107H182ZM192 108V107H191ZM202 108V107H200ZM198 108V109H200ZM247 108V107H246ZM16 109V108H15ZM87 109V108H85ZM104 109V108H103ZM102 109V110H103ZM106 109V108H105ZM104 109V110H105ZM116 110L118 109L117 107L115 108ZM129 109V107H128ZM151 109V108H149ZM179 109V108H178ZM197 109V108H196ZM197 109V110H198ZM222 109V108H221ZM24 110V109H23ZM101 110V111H102ZM103 110V111H104ZM127 110V109H125ZM135 110V109H134ZM137 110V108H136ZM147 110V109H146ZM190 110V109H189ZM210 110V109H209ZM18 111V110H17ZM16 111V112H17ZM65 111V110H64ZM122 111V110H121ZM150 111V110H149ZM158 111V110H157ZM169 111V110H167ZM199 111V110H198ZM220 111V110H219ZM233 111V110H232ZM60 112V111H59ZM62 112V111H61ZM67 112V110L65 111V113ZM100 112V111H99ZM112 112V111H111ZM143 112H144V109H143ZM148 112V110H147ZM155 112V111H154ZM176 112V111H174ZM178 112V111H177ZM180 112V111H179ZM178 112V113H179ZM183 112V111H182ZM209 112V111H208ZM212 112V111H211ZM225 111H223L224 113ZM231 112V110H230ZM237 112V111H236ZM261 112V111H260ZM6 114V112H4ZM8 113V112H7ZM13 113V112H11ZM35 114L37 112H34ZM57 113V112H56ZM150 113V112H149ZM159 113V111H158ZM170 113H173V112H170ZM184 113V112H183ZM190 113V112H189ZM193 113V112H192ZM192 113H190L192 115ZM196 113V112H195ZM214 113V112H213ZM218 113V112H217ZM240 113V112H239ZM247 113V112H246ZM3 114V113H2ZM70 114V113H69ZM75 114V113H74ZM86 114V112H85ZM103 114V113H102ZM120 114V113H119ZM127 114V113H126ZM130 114V113H129ZM147 114V113H146ZM156 114V113H155ZM187 114V113H185ZM194 114V113H193ZM226 114V112H225ZM264 114V113H263ZM1 115V114H0ZM7 115V114H6ZM30 115V114H29ZM32 115V114H31ZM44 115V114H43ZM57 115V114H56ZM67 115V114H66ZM76 115V114H75ZM105 115V114H104ZM122 115V114H121ZM162 115V114H161ZM178 115V114H177ZM238 115V114H237ZM242 115V114H241ZM256 115V114H255ZM262 115V114H261ZM11 116V115H10ZM24 116V115H23ZM26 116V115H25ZM28 116V114H27ZM170 116V115H169ZM186 116V115H185ZM226 116V115H225ZM233 116V115H232ZM263 116V115H262ZM38 117V115L36 116ZM56 117V116H55ZM57 117H61V114H59V116ZM69 117V116H67ZM96 117V116H95ZM113 117V116H112ZM168 117V116H167ZM176 117V115H173V118ZM178 117V116H177ZM228 117V116H227ZM16 118V117H15ZM32 117H30L29 119H31ZM49 118V117H48ZM73 118V117H72ZM91 118V117H90ZM114 118V117H113ZM126 118H129V117H126ZM132 118V117H131ZM144 118V117H143ZM154 118V117H153ZM229 118V117H228ZM10 118L8 116H0V264H153V262L155 261H151V258H154L156 257L155 256V253L156 251H165V249L167 248L168 246V241L171 240V239H167L166 241L162 238H160L157 233H154L150 228H148L144 223H141L140 221L138 222V226L139 227H136L138 228V234H135V236L133 237L132 240V243L129 245V246H125V245H122V244H119V242L117 241V237H116V232L118 231H121L119 230L121 227L125 226V224L129 221H127V219H125L122 214V216H118V222L117 223H113L112 225V228L110 229V231L108 232H104L105 229L102 230V224H104L103 222L106 220V218L104 217V212L107 208H113V209H116L119 205L122 204V210H125V209H129V210H133V212H135L134 210H137L138 207L140 205H142V207L144 208V211L145 213L147 214V217L148 219H146L147 221L148 220H151V221H158L155 219V211L154 213H150V209L152 208H156V207H161L160 209L161 210H165L166 207H169L168 203L164 200V201H161V199H159L160 202H156V199H154L155 202H152L149 198V195L148 197L146 196V192L147 190H149L150 188H152L153 184H161L164 182V174L167 173L169 175H171L172 178H175L177 181L181 182L185 188L191 192H193L195 194L194 196V201L197 202L198 201V198L200 196V198H205V194L207 191H205V186H204V183H201L199 181V179H196L199 175V173L201 172H196L198 175L196 177L195 175V180L193 182H191L189 179H187L183 172L181 171L180 168L176 167V165L174 164V162L170 159V158H165L166 156L163 157V155L161 154H157L155 153V155L157 157H159L161 160H163V163L164 165H166V168L162 171V170H159L158 168L156 169V167L154 168V170L151 168V165H152V161L149 162H144L143 161V153L141 151H139V149L137 150V148H126L127 151L126 153H124L122 151V149L120 147H102L101 149L98 148V149H93L95 150V156L96 157H102V156H105V157H109L110 158V155L113 157L116 158V156H119L122 155L125 159H127V161H133V165H131V167L129 168H123L121 170H118V168L116 167V165H114L116 167V169L118 171L115 172V170L113 171L112 169L111 170H108V171H111V174L113 172V174L116 175V178L115 176L112 177V175L110 173H106V174H109L111 175L112 177V180L110 181H107V182H101L99 181V179L101 180V178H98V180H93V176H91L89 173L87 172H80V170L76 171V174L78 175H81L79 178H77L76 176L78 175H71L72 176V179L73 176L76 177V182L77 183V186H79V188L83 187L85 190L88 191L89 195H88V199L87 201H82V202H77V198L75 197H72V195L68 192V180L70 179L69 177H66V175H70V171L72 172V170H74L73 168H69L70 165H68V167L65 165V162L64 161H70V162H73V161H77V160H84V159H88V157H90V154L86 153V152H82V151H78L76 150L73 146L72 148H70L67 153H65V155L59 159L57 158V154L59 153L58 151L63 148V146H70L71 143L75 142L72 139V137L70 138H61L59 139L60 142H61V146L60 148H58L57 146H53L55 145V143H57V141L55 139H50V137H41V134L38 135L36 133H32V132H29V130L25 129L26 130V135H29L28 136V139L27 141L28 142H34V143H40V142H46V143H52V145H48V146H44L41 147V149L37 152H34L30 154V156H26V157H23V158H20L19 161H22V162H25V163H28L27 165H23L22 163L20 165H16V160H17V152L20 150L18 149V143L20 141H23L21 139L17 137H12L13 135H11L12 138L10 139H5V129L2 128L1 126V123H6L7 125H9V120ZM24 118H22V116H18V120H21L23 121ZM26 119V117H25ZM24 119V120H25ZM38 119V118H37ZM67 120V118H65ZM83 119V118H82ZM112 119V118H111ZM159 119V118H158ZM161 119V118H160ZM168 119V118H167ZM185 119V118H184ZM208 119V118H207ZM211 119V118H210ZM234 120V118H232ZM237 119V118H236ZM9 120V121H8ZM81 120V119H79ZM85 120V119H84ZM91 120V119H90ZM94 120V119H93ZM122 120H124L122 118ZM142 120V119H141ZM34 121V120H33ZM75 121V120H74ZM78 121V120H77ZM110 121V120H109ZM114 121V120H112ZM111 121V123H112ZM174 121V120H173ZM25 122V121H24ZM48 122V121H47ZM68 122V121H67ZM82 122V121H81ZM88 122V120H87ZM90 122V121H89ZM122 121L118 122L117 123H121ZM127 122V120H126ZM154 122V121H153ZM155 122H156V119H155ZM189 126H192L191 122L190 121H185ZM238 122V121H236ZM260 122V120H259ZM29 123V122H28ZM50 123H53V122H50ZM62 123V122H61ZM69 123V122H68ZM80 122L78 121L77 124H79ZM83 123V122H82ZM103 123V122H102ZM101 123V124H102ZM125 123V122H124ZM123 123V125H124ZM150 124V122H148ZM168 123V122H166ZM184 123V122H183ZM232 123V122H231ZM55 125V123H53ZM52 124V126H53ZM64 124V123H62ZM61 124V125H62ZM84 124V123H83ZM82 124V125H83ZM109 124V123H108ZM122 124V123H121ZM129 123H127L128 125ZM135 124V123H134ZM163 124V122H162ZM169 124V123H168ZM173 124V123H171ZM175 124V123H174ZM198 124V123H197ZM224 124V123H223ZM229 124V123H228ZM234 124V122L232 123ZM261 124V123H260ZM6 125V126H7ZM13 125V124H12ZM35 125V124H34ZM59 125V124H58ZM66 125V124H64ZM73 125V124H72ZM81 125V124H80ZM85 125V124H84ZM89 125V124H88ZM112 125V124H111ZM180 125V124H179ZM178 125V126H179ZM226 125V124H225ZM230 125V124H229ZM244 125V124H243ZM262 125V124H261ZM25 126V124H24ZM29 126V125H27ZM25 126V127H27ZM43 126H47L48 128L49 127H52L50 126L49 124L48 125H44V124H41V127L43 128ZM57 126V124H56ZM60 126V125H59ZM74 126V125H73ZM100 126V125H98ZM105 126V125H104ZM113 126V125H112ZM130 126V125H129ZM138 126V125H137ZM146 126V125H145ZM209 126H210V123H209ZM213 126V125H212ZM239 126V125H238ZM13 127V126H12ZM33 126H31L32 128ZM45 127V129L47 128ZM54 127V126H53ZM91 127V126H90ZM93 127V126H92ZM101 127V126H100ZM99 127V129H101ZM133 127V125H132ZM167 127V126H166ZM171 127V125H170ZM175 127V125H174ZM195 127V126H194ZM214 127V126H213ZM210 128L208 129L207 131H195V132H191L189 130H186V132L189 134H187L189 140L191 139V141L196 145L198 146L199 148H201L203 150V153L205 152V154H207L208 157H211V158H215L214 156H220V152L219 150L221 151L220 147H222V135L225 133V130L223 128V125H222V122L221 121H218V126L215 127V128ZM241 127V126H240ZM16 128V127H15ZM62 128V127H61ZM70 128V127H69ZM67 128V129H69ZM75 128V127H74ZM98 128V127H97ZM108 127H106L107 129ZM110 128V127H109ZM114 128V127H113ZM138 128V127H137ZM173 128V127H171ZM177 128V127H176ZM180 128V127H179ZM236 128V127H235ZM17 129V128H16ZM21 129V128H20ZM30 129V128H28ZM34 129V128H32ZM31 129V130H32ZM84 129V128H83ZM96 129V128H95ZM134 129V128H133ZM163 129V128H162ZM170 129V128H169ZM237 129V128H236ZM244 129V128H243ZM246 129V128H245ZM12 130V129H11ZM40 130V129H39ZM44 130V129H43ZM42 130V131H43ZM48 130V129H47ZM52 130V129H51ZM74 130V129H73ZM78 130V129H77ZM82 130V129H81ZM119 130V129H118ZM127 130V129H126ZM136 130V128H135ZM172 130V129H171ZM252 130V129H251ZM24 131V129H23ZM33 131V130H32ZM45 131V130H44ZM80 131V130H79ZM87 131V130H86ZM90 131V130H89ZM120 131V130H119ZM117 131V132H119ZM134 131V130H133ZM149 131V130H148ZM153 131V130H152ZM159 131V130H158ZM234 131V130H233ZM238 131V130H237ZM260 131V130H259ZM18 132L20 131H17V135H18ZM49 132V131H48ZM53 132V131H52ZM51 132V133H52ZM55 132V131H54ZM62 132V131H61ZM71 132V131H70ZM69 132V133H70ZM77 132V131H75ZM73 132V133H75ZM84 132V131H83ZM109 132V131H108ZM132 132V131H131ZM130 132V133H131ZM139 132V131H138ZM137 132V133H138ZM162 132V131H161ZM166 132V131H165ZM170 132V131H169ZM245 132H247L245 130ZM10 133V132H9ZM44 133V132H43ZM50 133V134H51ZM72 133V132H71ZM141 133V132H140ZM146 133V132H145ZM159 133V132H158ZM171 133V132H170ZM175 133V132H174ZM177 133V132H176ZM180 133V132H179ZM182 133V132H181ZM248 133V132H247ZM246 133V134H247ZM256 133V132H255ZM46 134V132H45ZM58 135V131L56 133ZM60 134V133H59ZM65 134H68V133H64ZM80 134V133H79ZM84 134V133H83ZM107 134V133H106ZM109 134V133H108ZM112 134V133H110ZM117 134V133H116ZM121 134V133H120ZM119 134V135H120ZM124 134V133H123ZM128 134V133H127ZM133 134V133H132ZM147 134V133H146ZM237 134H240L239 132H237ZM16 135V134H15ZM60 135H63V134H60ZM76 135H78L76 133ZM105 135V133L103 134ZM130 135V134H129ZM128 135V136H129ZM138 135V134H137ZM152 135V134H151ZM171 135V134H170ZM182 135V134H181ZM236 135V134H235ZM249 135V134H248ZM21 136V135H19ZM72 136V134H71ZM79 136V135H78ZM134 136V135H132ZM145 136H148V135H145ZM163 136V135H162ZM174 136V134H173ZM183 136V135H182ZM186 136V137H187ZM61 137V136H59ZM67 137V135H66ZM76 137V136H74ZM172 137V136H171ZM185 137V136H184ZM225 137V136H224ZM52 138H55V136L53 135ZM58 138V137H57ZM94 138V137H93ZM92 138V139H93ZM109 138V137H108ZM108 138H105V139H108ZM124 138V137H123ZM133 138V137H132ZM137 138V136L135 137ZM235 138V137H234ZM248 138V137H247ZM24 139V138H22ZM85 139V138H84ZM90 138V140H92ZM96 139H97V136H96ZM112 139V138H111ZM139 139V138H138ZM172 139V138H171ZM174 139V138H173ZM178 139V138H177ZM239 139V138H238ZM256 139V138H255ZM259 139V138H258ZM58 140V139H57ZM89 140V142H90ZM103 140V139H101ZM147 140V139H146ZM183 140V138H182ZM254 140V139H253ZM73 141V142H72ZM77 141V140H76ZM81 141V140H80ZM119 141V140H118ZM126 141V140H125ZM142 141V140H141ZM153 141V140H152ZM178 141V140H177ZM184 141H186L184 139ZM92 142V141H91ZM143 142V141H142ZM174 142V141H173ZM189 143V144H192ZM258 142V141H257ZM59 143V141H58ZM80 143V142H79ZM166 143V141H165ZM187 143V142H186ZM25 144V143H24ZM27 144V143H26ZM107 144V143H106ZM110 144V143H109ZM156 144V143H155ZM172 144V143H171ZM252 144V143H251ZM5 145H7V149H5ZM37 145V144H36ZM41 145V144H40ZM39 145V146H40ZM145 145V143H144ZM151 145V144H150ZM174 145V144H173ZM181 145V144H180ZM193 145V144H192ZM23 146V144L21 145ZM30 146V144H29ZM191 146V145H190ZM194 146V147H196ZM260 146V145H259ZM261 146H264L261 144ZM33 147V146H32ZM100 147V146H99ZM138 147V146H137ZM153 147V146H152ZM155 147V146H154ZM169 147V145H168ZM167 147V148H168ZM31 148V146H30ZM39 148V147H38ZM147 148V147H146ZM151 148V146H150ZM175 148V147H174ZM192 148V146H191ZM199 148H195L196 151H198V153L200 154L199 152ZM262 148V147H261ZM26 149V148H25ZM124 149V148H123ZM256 149V148H255ZM92 150V151H93ZM97 150V151H96ZM151 150V149H150ZM149 150V152H150ZM170 150V149H169ZM172 150V149H171ZM175 150V149H174ZM177 150V149H176ZM91 151V153H92ZM157 151H160V150H157ZM179 151V150H178ZM262 151H263V148H262ZM29 152V150H28ZM31 152V151H30ZM162 152V151H161ZM165 152V150H164ZM167 152V151H166ZM169 152V151H168ZM175 152V151H174ZM177 152V151H176ZM179 153V152H178ZM193 153V151H192ZM25 154V153H24ZM172 154V153H171ZM174 154V153H173ZM196 154V153H195ZM220 154V155H219ZM223 154V152H222ZM262 154V152H261ZM260 154V155H261ZM23 155V154H22ZM20 155V156H22ZM57 155V156H56ZM94 155V154H93ZM92 155V156H93ZM102 155V156H101ZM115 155V156H114ZM198 155V154H197ZM195 155V156H197ZM252 155V154H251ZM94 156V158H95ZM121 156V158H122ZM169 156V155H168ZM167 156V157H168ZM180 157V154L177 155ZM203 156H205L203 154ZM146 157V156H144ZM148 157V156H147ZM171 157V155H170ZM178 157V159H179ZM207 157V158H208ZM217 157V158H218ZM222 157V156H221ZM250 157V156H249ZM254 157V156H253ZM92 158V157H90ZM108 158V160H109ZM114 158V159H115ZM122 158V159H124ZM183 158V157H182ZM181 158V159H182ZM190 158V157H189ZM192 158V157H191ZM194 158V156H193ZM198 158V157H197ZM200 158V157H199ZM202 158V156H201ZM200 158V159H201ZM205 158V157H203ZM202 158V159H203ZM255 158V157H254ZM259 158V157H258ZM106 159V158H105ZM103 159V160H105ZM112 159V158H110ZM120 159V158H119ZM124 159V160H125ZM185 159V157H184ZM201 159V160H202ZM223 159V158H222ZM222 159H220L221 163H222ZM97 160V159H96ZM148 160V159H146ZM209 160V159H207ZM206 160V161H207ZM213 160V159H212ZM256 160V159H255ZM85 161V160H84ZM87 161V160H86ZM98 161V160H97ZM116 161V160H115ZM254 161V160H253ZM64 162V163H63ZM80 162V161H79ZM95 162V161H94ZM93 162V164H94ZM106 162H108L106 160ZM111 162V161H110ZM118 162V161H117ZM126 162V160H125ZM184 162V161H183ZM187 162V160H186ZM190 162V161H189ZM192 162V160H191ZM209 162V161H208ZM207 162V163H208ZM217 162V161H215ZM219 162V161H218ZM20 163V162H18ZM17 163V164H18ZM75 163V162H74ZM82 163V162H80ZM85 163V162H84ZM88 163V162H87ZM92 163V162H91ZM100 163V162H99ZM102 163V162H101ZM105 163V162H103ZM121 163V162H120ZM124 163V162H123ZM194 163V162H193ZM205 163V162H204ZM206 163V165H207ZM210 163V162H209ZM212 163V162H211ZM227 163V162H226ZM71 164V163H70ZM92 164V165H93ZM106 165H108L107 163H105ZM110 164V165H111ZM117 164V163H116ZM127 165H129V163H126ZM124 164V165H126ZM189 164V163H187ZM198 164V163H197ZM213 164V163H212ZM211 164V165H212ZM216 164V163H214ZM85 165V164H84ZM95 165V164H94ZM97 162H96V167H97ZM100 165V164H99ZM122 165V164H121ZM120 165V167L122 168V166ZM190 165V164H189ZM193 165V164H192ZM203 164H201V167H206V166H202ZM221 165V164H219ZM216 164V166H219ZM74 166V165H73ZM72 166V167H73ZM80 166V165H79ZM78 166V167H79ZM87 166V164H86ZM114 166H113V169H114ZM155 166V165H154ZM197 166V165H196ZM225 166V165H224ZM75 167V166H74ZM99 167V166H98ZM101 167V166H100ZM107 167V166H106ZM109 167V166H108ZM119 167V168H120ZM153 167V165H152ZM193 167V166H191ZM209 167V166H208ZM211 167H214L215 166H210ZM15 168V169H14ZM17 168V170H16ZM88 168V167H87ZM112 168V167H111ZM213 168V169H214ZM239 168V167H238ZM81 169V167H80ZM108 169V168H107ZM107 169L105 168L103 170V172L105 173V170L107 172ZM205 171H207L206 168H204ZM212 169V170H213ZM218 169V167H217ZM13 170H16L15 173H13ZM99 170V169H98ZM102 170V168H101ZM187 170V169H186ZM221 172L222 170H226L225 168L224 169H221ZM75 171V170H74ZM82 171V170H81ZM113 171V172H112ZM193 171V170H192ZM198 171V170H196ZM200 171V170H199ZM210 171V169H209ZM214 171V170H213ZM212 171V173H213ZM215 171H216V168H215ZM219 171V170H217ZM259 171V170H258ZM91 172V171H90ZM102 172V171H101ZM249 172V171H248ZM58 173H61L58 175ZM93 173V171H92ZM208 173V172H207ZM211 173V172H210ZM223 173H225L227 175L228 172L224 171ZM250 173V172H249ZM96 174V173H95ZM100 174V173H99ZM103 174V173H102ZM105 174V176H107ZM62 175V176H60ZM108 175V176H109ZM221 175V174H220ZM95 176V175H94ZM99 176V175H98ZM104 176V177H105ZM188 176V175H187ZM210 176V175H209ZM212 176H215V174H213ZM217 176V175H216ZM110 177V176H109ZM110 177V178H111ZM207 177V176H206ZM255 177V176H254ZM113 178H115L113 180ZM201 178V177H200ZM203 178V177H202ZM201 178V179H202ZM209 178V177H208ZM212 178V177H211ZM216 178V181H217V177ZM251 178V177H250ZM109 179V178H108ZM200 179V180H201ZM220 179V178H219ZM218 179V181H220ZM204 180V179H203ZM213 179L209 180V181H212ZM253 180V179H252ZM205 181H207L205 179ZM216 181L215 184H216ZM222 181V180H221ZM204 182V181H203ZM208 182V181H207ZM74 183V182H73ZM210 183L212 182H209V185ZM222 183V182H220ZM244 183V181L242 182ZM167 184V183H166ZM214 184V185H215ZM253 184V181L252 183ZM208 185V184H206ZM224 185V184H223ZM250 185V184H249ZM165 186V185H164ZM168 186V185H166ZM165 186V187H166ZM211 186V185H210ZM217 186L220 187V185L218 184ZM157 187V186H156ZM154 187V188H156ZM172 187V186H171ZM224 187V186H222ZM249 187V186H248ZM252 187V186H251ZM160 188V187H158ZM170 188V187H169ZM214 188V186H213ZM218 187H216L217 189ZM254 188V187H252ZM256 188V187H255ZM75 189V187H74ZM73 189V190H74ZM174 189V188H173ZM180 189V188H179ZM219 189V188H218ZM157 190V189H156ZM165 190L167 191V189L165 188ZM171 190V189H170ZM215 190V188H214ZM220 190V189H219ZM154 191V189H153ZM163 191V190H162ZM182 191V190H181ZM217 191V190H216ZM222 191V190H221ZM257 191V190H256ZM71 192H72V189H71ZM156 192V191H155ZM161 192V191H159ZM174 192H177V191H174ZM179 192V191H178ZM240 192H243V191H240ZM246 192V191H245ZM249 193V191H247ZM246 192V193H247ZM149 193V191L147 192V194ZM158 193V192H157ZM168 193V192H167ZM181 193V192H179ZM183 193V191H182ZM218 193V192H216ZM252 193V192H250ZM258 193V192H257ZM83 194V193H82ZM162 194V192H161ZM159 194V195H161ZM171 194V192H170ZM215 194V193H214ZM213 194V195H214ZM254 194V193H253ZM77 195V194H76ZM80 195V194H78ZM77 195V196H78ZM86 195V194H85ZM112 196L111 198L114 197L115 199V202L116 204L112 205V207H110L109 205H106V197L107 196ZM151 195V194H150ZM183 195V194H182ZM181 195V196H182ZM210 195V194H209ZM246 195V194H245ZM244 195V196H245ZM262 195V194H261ZM153 196V195H152ZM157 196V195H156ZM216 196V195H215ZM224 196V195H222ZM84 197V196H83ZM211 197V195H210ZM252 197V196H251ZM250 197V198H251ZM257 197V196H256ZM75 198V199H74ZM79 198V196H78ZM86 198V199H87ZM159 198V197H158ZM157 198V199H158ZM246 198V196H245ZM249 198V199H250ZM108 199V198H107ZM113 199V200H114ZM212 199V198H211ZM218 199V198H217ZM248 199V200H249ZM253 199V198H252ZM152 202H150V201ZM108 201V200H107ZM158 201V200H157ZM220 201V200H219ZM245 201V200H243ZM251 201V199H250ZM111 202V199L108 201V203ZM247 202V200H246ZM176 203V202H175ZM175 203L173 206H175ZM240 203V202H239ZM238 203V204H239ZM248 205V204H247ZM109 206V207H108ZM241 206V204H240ZM177 207V206H176ZM245 207V206H244ZM125 208V209H123ZM249 208V207H248ZM121 209V208H120ZM169 208H166V210H168ZM171 209V208H170ZM181 209V208H180ZM235 209V208H234ZM241 209V208H240ZM239 209V210H240ZM246 210V208H244ZM94 210L96 211L97 215L94 218V222H92L93 226H91V222H89L90 220V213L91 211ZM108 210V209H107ZM121 210V211H122ZM139 210V209H138ZM173 210V209H171ZM249 211V209H247ZM112 211V210H110ZM117 211V210H116ZM140 211V210H139ZM143 211V213H144ZM152 211V210H151ZM159 211V210H158ZM174 211V210H173ZM175 211H177L178 213H181L180 210L178 208L175 209ZM182 214L179 215V219H180V224H184V227H188V230L191 234V239H196L198 240L199 239V246L202 247L203 246V251H204V255L206 256V258H208L207 260H205V262L203 264H214L213 263V260L210 259L211 258V255L213 253L212 249L208 248L207 245L205 244V242L202 240V234H203V229H202V222L201 220L196 216V214L192 211H185V210H182ZM114 212V211H113ZM129 212V211H128ZM132 212V213H133ZM153 212V211H152ZM162 212V211H161ZM126 213V211H125ZM168 213V212H167ZM172 212L170 211V215L172 216L171 214ZM135 214V213H134ZM174 214V213H173ZM117 215V214H116ZM133 215V214H132ZM144 215V214H143ZM168 215V214H167ZM166 215V216H167ZM238 215H241V214H238ZM237 215V217H238ZM93 216V215H92ZM108 216V215H107ZM111 216H112V213H111ZM115 216V214L113 215ZM138 216V215H136ZM146 216V215H145ZM162 217V215H160ZM126 217V216H125ZM140 217V216H139ZM138 217V218H139ZM158 217V216H157ZM156 217V218H157ZM169 217V216H168ZM256 217V216H255ZM114 218V217H113ZM128 218V217H126ZM135 218V217H134ZM141 218V217H140ZM142 218H144V216H142ZM159 218V217H158ZM167 218V217H166ZM165 218V219H166ZM112 219V218H110ZM130 219V218H129ZM137 219V218H136ZM171 219V218H170ZM231 219V218H230ZM116 220V219H115ZM131 220V219H130ZM133 220V218H132ZM139 220V219H138ZM143 220V219H142ZM162 220H163V217H162ZM92 221V219H91ZM112 221V220H111ZM137 221V220H136ZM150 221V222H151ZM160 221V220H159ZM109 222V221H107ZM112 222H115V221H112ZM130 222V221H129ZM144 222V221H142ZM146 222V221H145ZM152 222V223H153ZM230 222V220H229ZM106 223V222H105ZM137 223V222H136ZM160 223V222H159ZM158 223V224H159ZM168 223H171V222H168ZM173 223V222H172ZM171 223V224H172ZM176 222H174L175 224ZM178 223V222H177ZM258 223V222H257ZM108 224V223H107ZM111 224V222H110ZM130 224V223H129ZM135 224V223H134ZM133 224V225H134ZM230 224V223H229ZM261 224H264V220L261 221ZM153 225V224H152ZM162 225V224H161ZM186 225V226H185ZM128 226V225H127ZM131 226V225H130ZM170 226V225H169ZM175 226V225H174ZM109 227V226H108ZM156 227V226H155ZM179 227V226H178ZM183 227V228H184ZM206 227V226H205ZM204 227V228H205ZM224 227V226H223ZM104 228V227H103ZM124 228V227H123ZM195 228V229H194ZM222 228V227H221ZM230 228V227H229ZM241 228V227H240ZM107 229V228H106ZM153 229V228H152ZM163 229V228H162ZM170 229V228H169ZM177 229V228H176ZM182 229V227H181ZM186 229V228H185ZM184 229V230H185ZM209 229V228H208ZM219 229V228H218ZM129 230V229H128ZM136 230V229H135ZM164 230H168V229H164ZM173 230V229H172ZM183 230V229H182ZM183 230V231H184ZM127 231V230H126ZM176 231V230H175ZM173 231V232H175ZM178 231V230H177ZM176 231V232H177ZM206 231V230H205ZM124 232V231H123ZM122 232V233H123ZM132 232V231H130ZM187 232V231H186ZM207 232V231H206ZM263 232V230H262ZM181 233V232H180ZM120 234V232H119ZM134 234V233H133ZM176 234V233H174ZM184 234V233H182ZM206 234V233H205ZM215 234V233H214ZM173 235V234H172ZM209 235V234H208ZM207 235V236H208ZM213 235V233H212ZM129 236V235H128ZM127 236V237H128ZM180 236V235H178ZM176 237V238H181L182 237ZM185 236V235H183ZM125 237V236H124ZM188 237V235H187ZM186 237V238H187ZM120 238V237H119ZM129 238V237H128ZM185 238V239H186ZM198 238V239H197ZM213 238V236L211 237ZM210 238V239H211ZM108 239V241L110 242V246L112 247V249H116L119 253L114 256L112 258L111 261H106L105 259V256L107 254H109L107 251H106V240ZM184 239V240H185ZM207 239V238H206ZM227 240V239H226ZM120 241V240H119ZM125 241H128V240H125ZM188 241V240H187ZM191 241V240H190ZM195 241V240H194ZM221 241V240H220ZM174 243V242H173ZM191 243V242H190ZM198 244V242H196ZM233 243V242H232ZM128 245V243H126ZM177 244V243H175ZM174 244V245H175ZM180 245V244H179ZM177 245V246H179ZM109 246V247H110ZM170 246V245H169ZM221 246V245H220ZM225 246V245H224ZM227 246V245H226ZM234 246V244H233ZM110 247V248H111ZM176 247V245H175ZM180 247V246H179ZM190 246H188L189 248ZM199 247V248H200ZM258 248V246H256ZM254 247V248H256ZM191 248V247H190ZM251 248V247H250ZM177 249V247H176ZM180 249V248H179ZM192 249V248H191ZM201 249V248H200ZM228 249V248H227ZM253 249V247H252ZM260 249V248H258ZM258 249L256 251H258ZM264 249V248H263ZM262 249V250H263ZM173 250V249H171ZM198 250V248H197ZM261 250V249H260ZM259 250V251H260ZM261 250V251H262ZM109 251V250H108ZM167 251V250H166ZM202 251V249H201ZM260 251V252H261ZM174 252V251H173ZM172 252V253H173ZM218 253H221L220 250L217 251ZM253 252H255V250H253ZM178 253V252H177ZM231 253V252H230ZM234 253V251H233ZM257 253V252H256ZM262 253V252H261ZM111 254V253H110ZM168 254V253H167ZM171 254V252H170ZM176 254V253H175ZM188 254V253H186ZM229 254V253H228ZM237 254V253H236ZM177 255V254H176ZM217 255V254H216ZM231 255V254H229ZM255 255V254H254ZM253 255V256H254ZM258 255V253H257ZM262 255V254H260ZM159 256V255H158ZM174 256V255H173ZM184 256V255H183ZM218 256V255H217ZM221 256V255H220ZM239 256V255H238ZM243 256V255H242ZM251 256V257H253ZM259 256V255H258ZM175 257V256H174ZM185 257V256H184ZM201 257H202V254H201ZM241 257V256H240ZM256 255L254 256V258L252 259H257ZM261 256H259L260 258ZM111 258V257H109ZM157 258V257H156ZM160 258V257H159ZM158 258V259H159ZM258 258V259H259ZM108 259V258H107ZM162 259V257L160 258ZM159 259V260H160ZM164 261L165 264H177L175 263L171 257H164ZM250 259V258H249ZM249 259L248 260V263L250 264V261ZM257 259V260H258ZM110 260V259H109ZM178 260V259H177ZM220 260V259H218ZM254 260V261H255ZM264 260V259H263ZM161 261V260H160ZM163 261V260H162ZM227 261V260H226ZM235 261V260H234ZM250 261V262H249ZM253 261V262H254ZM158 262V261H157ZM179 262V261H178ZM184 262V261H183ZM256 262V261H255ZM156 263V262H155ZM154 263V264H155ZM198 263V262H197ZM237 263V262H236ZM262 263V262H261ZM160 264H163V263H160ZM180 264H186V263H180ZM217 264V263H216ZM221 264V262H220ZM232 264V263H231ZM254 264V263H253Z\"/></svg>","mask_w":264,"mask_h":264},{"label":"crops","instance_id":"obj_3","mask_svg":"<svg viewBox=\"0 0 264 264\" xmlns=\"http://www.w3.org/2000/svg\"><path fill=\"white\" fill-rule=\"evenodd\" d=\"M216 1L72 0V37L68 38V41L72 42V54L84 56L86 62L99 64L100 66L106 65L108 62L106 57L109 55L139 56L140 59L143 56L146 57L144 59L146 61L143 60L142 63H154L155 59L151 57L158 55V50H162V48L165 50L163 52L164 55L183 57L184 66L179 69L180 71L187 72V77L192 72L198 73V75L201 72V80L205 85L208 83L207 86L209 85L210 88L218 89L221 94H227L229 100L233 103L231 112L225 111L226 114L223 111L213 113V119L217 121L211 123L210 126L213 125V128H215L218 126V121L222 122L224 130L226 128L223 135L229 137L230 147L232 146L229 149L232 157V166L240 168L243 166L240 163L242 154L247 152V148L245 147V150H243L241 147L243 144L237 142V137H249L254 134L248 129V127H252L253 119L260 120L262 125L264 122V115H261L263 112H260V115H255L249 110L250 104H264V92L262 90L264 89V0ZM236 9L237 11H235ZM197 18L198 20H196ZM131 39H138V42L135 40V44ZM217 43L218 45H216ZM203 44L206 46L205 48ZM121 52L122 54H120ZM140 59H135L133 62L137 65L136 70L142 73L143 66H141ZM168 63L170 62L168 61ZM253 67H256V71ZM247 68L249 69L247 70ZM164 71H166V68H164ZM248 71L251 72V76L248 75L250 74ZM209 76L212 77V80H208ZM166 77H172V80L175 81L174 76ZM181 85L186 90V99L189 102L192 86L185 81L181 82ZM198 88H201V85ZM254 89L260 90L256 91ZM196 119H200V117H196ZM231 122H234V124ZM182 128L186 135L188 133L185 130L204 132L210 129L206 125L202 128ZM237 132L240 134H237ZM244 146L249 147L250 145L245 142ZM220 149L222 152L225 151L223 146ZM198 150L199 152H203L201 148ZM221 151L219 150V152ZM247 159L245 157V163Z\"/></svg>","mask_w":264,"mask_h":264}]
</instances>
